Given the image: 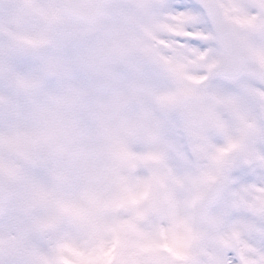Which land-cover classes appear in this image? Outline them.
<instances>
[{
  "label": "rangeland",
  "instance_id": "374dc122",
  "mask_svg": "<svg viewBox=\"0 0 264 264\" xmlns=\"http://www.w3.org/2000/svg\"><path fill=\"white\" fill-rule=\"evenodd\" d=\"M224 1L248 63L240 79H222L237 92L210 85L196 145L179 99L198 89L200 53L159 48L153 28L151 46L136 47L145 21L134 24L126 1L84 27L56 0H0V168L10 181L0 264H232L229 252L264 264V185L235 191L230 176L264 167V91L250 74L264 68V0ZM169 2L160 0L168 36L189 16ZM217 176L224 188L202 226L200 198Z\"/></svg>",
  "mask_w": 264,
  "mask_h": 264
},
{
  "label": "water",
  "instance_id": "95a60500",
  "mask_svg": "<svg viewBox=\"0 0 264 264\" xmlns=\"http://www.w3.org/2000/svg\"><path fill=\"white\" fill-rule=\"evenodd\" d=\"M62 6L63 14L68 18L79 20L86 24H93L98 19L102 8L112 0H58ZM210 15L223 50V61L214 69L212 77L232 78L237 76L243 68L244 59L242 56V47L237 39L230 32L229 27L224 24L212 7ZM257 77L264 83V72H256ZM181 108L186 119L192 125H199L205 120L200 106L199 97L188 96L181 100ZM222 181L214 180L207 192L203 196L200 204V219L202 223H206L209 208L217 200L221 188ZM9 198L8 179L0 171V217L6 209Z\"/></svg>",
  "mask_w": 264,
  "mask_h": 264
},
{
  "label": "snow or ice",
  "instance_id": "6c2138e0",
  "mask_svg": "<svg viewBox=\"0 0 264 264\" xmlns=\"http://www.w3.org/2000/svg\"><path fill=\"white\" fill-rule=\"evenodd\" d=\"M166 8L173 14L180 12H191L193 14L199 13L197 19L184 26V31L189 33V35L178 38L179 42L184 44L186 49L193 50L191 52H187L190 59H195L198 53H202L210 47L208 41L202 40L195 35L196 32L204 33L211 30L208 18L204 15L203 10L195 2V0H170V2L166 5ZM249 11L255 10L249 9ZM254 83L261 91H264V83ZM209 84L228 92H237V89L232 84L226 83L220 78L210 77ZM258 127L260 131L255 137V147L258 149L260 155L264 157V117H261L258 121ZM230 176L233 178L231 189L235 191H239L241 186L248 185L251 182L264 185V167L256 168L252 166H237L233 171H231ZM239 215L240 213H231L230 218L232 216ZM257 245L259 249L264 252V236L257 240ZM227 258L231 259L232 264H237V261L233 258V254L231 252L227 253Z\"/></svg>",
  "mask_w": 264,
  "mask_h": 264
},
{
  "label": "flooded vegetation",
  "instance_id": "af4514ba",
  "mask_svg": "<svg viewBox=\"0 0 264 264\" xmlns=\"http://www.w3.org/2000/svg\"><path fill=\"white\" fill-rule=\"evenodd\" d=\"M129 2L132 3V7H133V13L134 14V17L136 18L135 20V23L134 24H137L138 23V17H142L143 20H147L145 21V27L144 29H147V31L149 29L152 30V28L154 27V24L152 23V21H149L148 18H146L144 15H143V12L144 11H147V7L148 6H153V10L151 12L152 14V19L156 21V27H155V32L157 31V36H158V45L160 47V0H128ZM139 1V2H138ZM134 2H138V3H135ZM136 28H139V25L136 26ZM131 31H133L131 29ZM143 37L144 39L148 37V33H145V31L143 32ZM181 36L176 33L175 36H174V39H178L180 38ZM180 46V45H179ZM182 47V46H181Z\"/></svg>",
  "mask_w": 264,
  "mask_h": 264
}]
</instances>
